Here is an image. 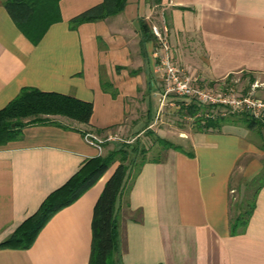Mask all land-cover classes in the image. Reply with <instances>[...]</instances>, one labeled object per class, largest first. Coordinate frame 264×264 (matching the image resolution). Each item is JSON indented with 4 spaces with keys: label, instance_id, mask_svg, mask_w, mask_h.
Here are the masks:
<instances>
[{
    "label": "crops",
    "instance_id": "obj_1",
    "mask_svg": "<svg viewBox=\"0 0 264 264\" xmlns=\"http://www.w3.org/2000/svg\"><path fill=\"white\" fill-rule=\"evenodd\" d=\"M3 1L0 109L26 87L92 108L87 122L43 114L0 145V243L87 161L106 155V142L99 150L86 134L103 139L143 123L124 139L132 141L149 129L163 81L153 25L166 26L169 55L199 86L242 71L264 73V0H126L120 12L75 28L70 19L102 0H59L60 19L37 43ZM251 132L241 123L192 130L180 135L188 148H168L161 160L137 167L116 201L117 248L110 261L264 264V151ZM117 164L52 214L29 247L0 246V264H89L94 204ZM249 200L250 211L244 208ZM247 210L245 222L234 226Z\"/></svg>",
    "mask_w": 264,
    "mask_h": 264
},
{
    "label": "trees",
    "instance_id": "obj_2",
    "mask_svg": "<svg viewBox=\"0 0 264 264\" xmlns=\"http://www.w3.org/2000/svg\"><path fill=\"white\" fill-rule=\"evenodd\" d=\"M59 0H4V6L11 18L32 42L37 43L47 28L60 19ZM126 0H102L70 19V27L75 28L82 22L95 21L120 12ZM176 95V94H172ZM179 96V95H177ZM178 112L192 118L195 129L215 130L227 123H243L249 129H256L264 140V111L260 117L251 113L241 114L238 118L222 113L219 105L201 104L192 97L179 96ZM91 104L73 97L43 92L35 88H23L5 107L0 109V145L19 136L22 126L27 123L40 122L43 114H62L82 122H87L91 113ZM149 134H152L150 131ZM154 140L163 152L168 148L182 150V146L166 138L154 136ZM144 147L140 140L118 142L114 151L87 161L64 184L50 192L40 203L37 210L27 217L0 246L27 248L39 230L56 211L70 204L90 188L107 170L110 164L118 161L116 168L105 182L93 208L91 219V254L89 264H114L110 261L117 248L118 224L116 219V201L129 187V181L135 174L129 163L137 155L144 156ZM191 154V153H189ZM163 154L152 159L142 158L137 167L147 160H161ZM264 182V167L259 176V185ZM249 211L253 201L246 202ZM248 210L237 216L234 226L245 222Z\"/></svg>",
    "mask_w": 264,
    "mask_h": 264
},
{
    "label": "rangeland",
    "instance_id": "obj_3",
    "mask_svg": "<svg viewBox=\"0 0 264 264\" xmlns=\"http://www.w3.org/2000/svg\"><path fill=\"white\" fill-rule=\"evenodd\" d=\"M205 88L213 91L214 93L227 94L235 99L248 98L250 101L254 102L253 107L251 106L250 108H247L246 105H244L240 110H234L232 107L227 105H219V109H221L222 113H227V115L231 114L234 116V118H238L241 114L246 112L254 115L253 111L254 113H259V116L254 115L255 117H260L261 113L264 111V106H259V104H264V73L246 71L234 73L221 81L210 82L209 87ZM163 89L164 83L162 81V89L160 90L161 93H163ZM179 100H181V98L177 95H167L165 99H163L161 95V101H156V104L153 108V122L147 130L152 132L153 135L149 134V132H146L145 134L142 133V135L138 137L141 145L145 149L144 156H141L140 153L130 161L131 154L124 159L126 164H130L131 172H134V170L137 168L138 162L142 158L152 159L161 153L163 154V152L159 149V145L154 140V136L156 135L166 138L176 144L179 143L184 148H188L187 139L181 138L180 135L191 132L193 129H195V125L191 117L182 114L180 111L178 112V106L175 104L172 106L170 104L171 102L176 103ZM134 110L136 111V114L137 111H139L138 108L132 109V111ZM132 113L134 114V112ZM142 124H136L132 126V129L129 132L124 131L123 133L117 134L123 140L130 139L129 136L131 132L135 129L141 128ZM251 137L254 141H256V143H258L262 151H264V140L261 138V134L256 129H252ZM115 147L116 145L113 143V141H106V149L114 151ZM256 184L257 181L251 183L250 190H252ZM245 207H247L246 204L244 205V208Z\"/></svg>",
    "mask_w": 264,
    "mask_h": 264
},
{
    "label": "built area",
    "instance_id": "obj_4",
    "mask_svg": "<svg viewBox=\"0 0 264 264\" xmlns=\"http://www.w3.org/2000/svg\"><path fill=\"white\" fill-rule=\"evenodd\" d=\"M152 34L158 39L160 44V52H156L158 62L156 65V72L162 76L164 83V89L162 93L163 99L167 95L176 94L184 97L195 98L201 104L209 105H227L232 109L240 110L244 105L247 108L253 107L254 102L248 98L235 99L230 95L223 93H214L205 87L196 84V78L186 73L169 55L167 28L166 26L159 27L153 25L151 27ZM264 106V104H259ZM255 116H259V113H254ZM85 140L101 150V144L106 141L123 142L117 133H111L105 138H99L91 133L85 135Z\"/></svg>",
    "mask_w": 264,
    "mask_h": 264
}]
</instances>
